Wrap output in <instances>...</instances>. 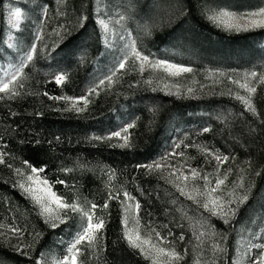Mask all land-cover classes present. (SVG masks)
Masks as SVG:
<instances>
[{
	"label": "trees",
	"instance_id": "1",
	"mask_svg": "<svg viewBox=\"0 0 264 264\" xmlns=\"http://www.w3.org/2000/svg\"><path fill=\"white\" fill-rule=\"evenodd\" d=\"M128 1L134 13L125 24L138 50L150 58H164L170 49L186 54L185 60L166 57L192 69L180 78L182 92L164 94L145 80L147 73L140 77L126 65L110 86L74 109L66 103L86 97L96 66L105 61L96 0H0V61L16 58L3 45L5 7L24 14L12 32L16 48L28 51L32 43L38 48L20 74L19 95L0 99V264H36L52 247L57 256L87 225L85 215L70 210L61 216L66 223L56 228L45 222L14 184L15 173L24 169H43L37 176L66 203L85 211L97 205L92 214L104 227L91 242L77 246V264H153L125 237V192L135 204L138 233L179 253L176 264H232L244 230L253 233L264 216V88L258 85L252 97L255 115L230 89L235 70H258L264 62V29L235 32L209 20L214 10L253 11L264 7V0ZM141 13L147 14L149 27L138 33L133 24ZM61 73L65 81L57 84ZM186 89L192 92L184 94ZM125 121L135 125L129 130L130 147L92 139L108 136ZM162 155L197 170L201 178L185 185L165 169L148 167ZM225 156L226 161L217 160ZM204 175L208 187L227 177L221 189L226 207L229 198L249 195L228 223L224 213L212 215L203 208ZM157 232L166 237L163 244Z\"/></svg>",
	"mask_w": 264,
	"mask_h": 264
},
{
	"label": "rangeland",
	"instance_id": "2",
	"mask_svg": "<svg viewBox=\"0 0 264 264\" xmlns=\"http://www.w3.org/2000/svg\"><path fill=\"white\" fill-rule=\"evenodd\" d=\"M95 13L97 14L96 17V25L100 32V40L102 47L105 48L106 52L104 53L103 57L105 58V61L101 63L100 65L96 66V69L91 77L90 80V88L86 95V97L78 100H69L66 105L69 108L77 109L80 106L85 105L84 99L86 98L88 101L89 96L94 95L98 90L110 86L114 80L119 71H116L118 68V61L124 57L125 55V45L131 44L133 41L132 35L130 31L127 28L126 23V17L129 21L133 19L132 14L134 13L131 9L130 2L128 0L115 4L112 0H96L95 2ZM261 9H264V7H260L253 11H233V10H225V9H218L211 12L209 15V20L215 24L217 27L225 29V30H232L235 32L238 31H245V30H258V29H264V26H260L264 24V15H251L252 13H259ZM5 27L7 28V32L4 37L3 45L11 50L14 54H16V58L13 61H10L6 58L2 59L0 61V79H8L10 77L6 76V72H14L16 67L19 64V59L21 55H23L27 51H19L16 48L15 45V39L12 35L13 31H16L19 27L20 22L24 18L23 12L18 8H8L5 7ZM19 10L20 17L17 18L14 13ZM164 12H169L167 9H164ZM127 13V14H126ZM132 13V14H131ZM138 13V12H137ZM227 13V15H224ZM123 17V19H121ZM147 18V14L142 15L139 14L136 18L135 23L133 24L134 29L139 32H145L149 27L147 25V22L145 21ZM100 19H103L105 23L108 25L107 29L105 30L103 25L99 24L98 21ZM119 21V22H118ZM146 22V23H145ZM40 26V21L37 23L36 28ZM123 37V39H122ZM264 42L261 41L260 46H263ZM29 51V50H28ZM128 53L130 54V48L127 49ZM165 56L173 57L176 60H179L180 58L183 59L186 54L181 51H177L174 49H170L168 51L165 50L163 52ZM166 56V57H167ZM166 57L162 58L160 56H154L151 59L152 63L154 64L156 60H166L171 63L178 64L174 61L168 60ZM185 60V59H183ZM184 67H188L186 65L178 64ZM127 66L131 69V71L137 72V74L142 77V73H147L145 77L146 81H154V86L161 91L164 94L167 95H179L182 92V85L181 84V77L186 74L182 73L179 76H173L169 75L168 71H165L164 68L161 67H152L150 64H145L143 72L140 71V61L132 59L127 64ZM226 70V69H224ZM113 71L116 72V74L112 77L111 82L105 81L103 85H101L95 92L90 93V89L96 87L97 84H99V81L106 76L110 75ZM222 70L220 69V72ZM228 71V70H227ZM236 71L238 73H236ZM256 71L257 75L264 74V62L258 65V70L250 69L244 70L239 69L235 70V77L231 80V94L232 96L236 97V95L244 96L247 99V93L245 90L240 89L237 85H235L232 81L240 79L243 82V78L245 74ZM223 72V71H222ZM224 73V72H223ZM208 76L213 77V73L208 71ZM258 85L262 86L264 88V84L261 83H255V86ZM184 94H188L189 91L186 89L183 91ZM243 105H245L241 100H239ZM129 123L122 122L117 126L116 131H120L122 128L127 126ZM112 145H115L116 147H119L118 145L123 143V140L113 139L110 141ZM163 152V151H162ZM155 164H160V168L165 169L169 171L170 173H173L174 170H179L180 173L183 175H186L191 178V170H187L184 168L179 167L174 163V161L171 158H168V156L162 155L161 157L157 158L155 161ZM29 176H33L34 179L32 181L28 180ZM180 180H183L182 177ZM14 184L19 189L20 192H22L37 208L40 216L44 219L45 222L51 225V223L55 222L59 224V219L62 218L63 212L60 211L55 204H52L50 199L46 202L45 200L40 199L42 196H45L46 193L43 191L44 188H49L48 185H44L42 182L43 180L40 179L36 173H33L31 170H21L15 173L14 176ZM23 184L25 188H31L33 191L29 194L26 193L24 189L20 187V185ZM216 184H211L209 188H215ZM39 190V191H37ZM203 193V192H202ZM203 197V201L207 199L209 202H211V197H204L203 194H201ZM39 201V203H37ZM211 206V203H210ZM47 209V210H46ZM126 213L123 216V227L125 231V237L127 236V241L129 242V239L136 242V236L139 235L141 237V241L137 242L140 244V247H136L137 250H139L146 258H148L153 264H164V257H161L158 255L157 250L155 247H153L154 244H143L142 241L146 240L144 237H142L138 233L137 229V222L135 218V204L132 201L127 200L126 202ZM248 226V225H247ZM86 227V226H85ZM254 233H264V216L261 217L260 223L257 225V229L253 233H250V229L244 230L243 234L241 235V238L239 239L237 243V250L235 254L234 261L236 264H252V259L256 257L261 250H253L252 256L249 257L247 253L248 248V241L251 240L252 243H261L260 240H256L253 238ZM72 242V241H71ZM71 242H67L63 250L57 254L54 247L48 248L43 254L42 257L38 260L41 261V264H63L64 258L66 256H70V253L68 251ZM143 249V250H141ZM170 251V250H168ZM178 261H175V264Z\"/></svg>",
	"mask_w": 264,
	"mask_h": 264
},
{
	"label": "snow or ice",
	"instance_id": "3",
	"mask_svg": "<svg viewBox=\"0 0 264 264\" xmlns=\"http://www.w3.org/2000/svg\"><path fill=\"white\" fill-rule=\"evenodd\" d=\"M14 15L19 18L20 17V12L19 10H17V12L14 13ZM224 15H227V13H225ZM251 15H264V9H261L259 13H252ZM121 19H123V17H121ZM119 22V21H118ZM99 24L103 25L104 29L106 30L108 25L105 23V21L103 19H100L98 21ZM260 26H264V24L260 25ZM41 39V36L39 34V32H37V34L34 37L35 41H39ZM123 39V37H122ZM126 51H125V55L123 58H121L118 61V68L116 69V71L119 70H124L126 68V65L130 62V60L135 59L140 61V71L141 73L143 72L144 69V65L145 64H150L152 67H161L164 68L165 71H168L169 75H173V76H179L182 73H189L192 71V69L190 67H184L175 63H171L168 62L166 60H161L158 59L155 61V63L153 64L151 59H150V55L149 54H144L142 51L138 50L137 44L135 41H132L131 44H126L125 45ZM130 48V54L128 53L127 49ZM38 52V48H37V44L36 43H32L31 44V48L29 51L25 52L23 55H21L20 59H19V64L16 67V69L14 70V72H6L5 75L10 77L6 80L4 79H0V99L4 98V96H9L11 98H15L16 96L19 95V92L16 90L17 85L22 86L21 83V72L23 71L24 67H26L28 64L34 62V55ZM116 74L115 71H113L110 75L106 76L105 78L101 79L99 81V84L96 85V87L90 89V93L91 92H95L97 90V88H99L101 85H103L105 83V81H109L111 82L112 77ZM65 77H66V73H61L59 75L55 76V82L57 84H62L65 81ZM235 85H237L240 89H243L246 91L247 93V99L244 96L241 95H236V99L241 100L245 106H246V110L252 112L254 115L256 114V109L252 104V97L253 95L257 92V87L255 86V83H261L264 84V74L261 75H257L256 71H251L247 74H245L244 78H243V82L240 79L237 80H233L232 81ZM189 92H192V89H189ZM88 101L85 98L84 99V104L85 106L87 105ZM135 125L134 124H128L127 126H125L124 128H122L120 131H115L110 133L108 136H93L92 139L93 140H100V141H111L114 138L118 139V140H123V143L119 144V147H130V133L129 130L131 128H133ZM204 132H208L209 129L208 128H204L203 129ZM57 139H59V137H57ZM115 146V145H114ZM177 148L180 147V145H176ZM178 153H171V155H177ZM228 159L227 156L221 158V157H217V160L219 162H223L226 161ZM149 168H160V164H154V165H149ZM31 171L33 173H37L38 171H43V169H36V168H32ZM173 175L177 176L178 180L182 177L183 181L186 182L189 179L188 176L183 175L182 173L179 172V170H174ZM260 173H257V175H259ZM191 178L193 180L195 179H199L201 178L200 173L195 170L192 169L191 170ZM227 177H225L226 179ZM34 179L33 176H29L28 180L32 181ZM202 179L204 180V193H202L203 195H205L206 197H211V202H209L207 199L205 200V202L203 203V208L206 211H209L210 214L212 215H217L219 216L221 213H224V219H225V223H228V216L229 214H231L233 216V218L235 217L236 213L239 212L240 207L245 205V203L249 200V195L244 194L242 197L238 198V199H232L229 198L227 200V207L225 206V201L223 199V195L221 193V189L222 186L225 183V179H220L217 178L215 181L216 187L215 188H209L208 184H209V176L208 175H204L202 177ZM44 185H47V181H43L42 182ZM58 183H63V181H58ZM20 187L22 189L25 190L26 193H31L33 191V189L31 188H25V186L23 184L20 185ZM178 190L180 191L181 195H185V191H184V187H180L179 184L177 185ZM241 187H243V185H241ZM39 191V190H37ZM43 191L46 193L45 196H42L40 199L45 200L46 202L50 199L52 204H55L56 207L65 213V215L67 214V211L70 210L73 213H80L82 215H85L87 217V225L86 227H84L82 229L81 232L77 233V237L74 238V243H72L68 249L70 256H66L64 258V262L63 264H77V256L79 254V248L77 247L78 245H81L83 242L85 241H89L91 242L94 238L95 235L97 233H99V231L104 227V221L103 220H99L97 221L96 218L94 217V215L92 213H94L95 209L97 208L96 204H92L91 205V210L89 211H85L80 205L76 204V203H66L62 200L61 197L57 196V194L55 192H52L50 188H44ZM217 193H221V195H217ZM125 199L127 200H131L132 197L129 193L125 192L124 193ZM231 197V194H230ZM110 199L112 198H118V194L117 197H109ZM189 199H192L191 195H188ZM37 203H39V201H37ZM210 203H211V207H210ZM235 205V208L232 207V205ZM104 207L107 208L108 204L105 203ZM140 205L137 203L136 204V208L139 209ZM47 210V209H46ZM59 223H66V221L62 218L59 219ZM59 225L55 222L51 223V227L52 228H56ZM13 231L19 235L20 233V229L18 228H14ZM156 236L159 238V243L163 244L164 241L166 240V237H163L160 235V233H156ZM127 238V236H126ZM253 238L256 240H261L264 239V233H254L253 234ZM181 240L184 239V236L181 235L180 237ZM224 239H226V237H224ZM141 241V237L139 235L136 236V242L132 241L131 239H129V244L131 247L136 248V247H140V244L137 242ZM143 244H149L151 243V240H144L142 241ZM153 247L156 248L157 253L159 256L164 257V264H175V261H178L180 259V254L177 253L175 250H171L168 251L166 250L164 247H160L159 245H153ZM143 250V249H141ZM253 250H261L259 251L258 255L252 259V264H264V243H252L251 240L248 241V248H247V253L249 255V257L252 256V252ZM17 251H20L21 254L23 255H27V252H25L22 248H17ZM36 264H41L40 260L36 261ZM232 264H236L235 261H232Z\"/></svg>",
	"mask_w": 264,
	"mask_h": 264
}]
</instances>
